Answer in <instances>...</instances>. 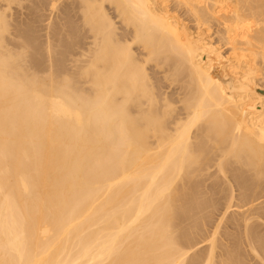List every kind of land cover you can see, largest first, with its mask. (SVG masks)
<instances>
[{"label":"bare ground","instance_id":"bare-ground-1","mask_svg":"<svg viewBox=\"0 0 264 264\" xmlns=\"http://www.w3.org/2000/svg\"><path fill=\"white\" fill-rule=\"evenodd\" d=\"M13 1L0 0V264H246L243 240L264 260V112L249 99L264 98V0H43L62 47L86 31L84 82L25 67ZM154 67L186 74L174 120ZM213 160L239 190L211 184L234 231L201 250L191 228L208 233L218 204L196 177Z\"/></svg>","mask_w":264,"mask_h":264},{"label":"rangeland","instance_id":"rangeland-1","mask_svg":"<svg viewBox=\"0 0 264 264\" xmlns=\"http://www.w3.org/2000/svg\"><path fill=\"white\" fill-rule=\"evenodd\" d=\"M42 3H43V0H14L12 3H11V7L9 8V9H7V13L9 14L8 15V18L12 21V26H14L15 25V23H16V27L14 26V27H12L11 26V29H10V33L8 32L7 33V35L8 34H10V35H8V36H10L9 38H11L10 40L11 41H13L14 40V42H22V44L20 45V48L19 47H17L16 45L14 46V44H8V46L9 47H11V48H13V49H15V50H22L21 52L23 53L22 55H23V59H24V61H26V63L23 61V63H24V65H25V67H27L28 69H29V71H32V67H33V69H35L34 68V66L36 67V66H38L39 64L41 65V67H43V70L44 71H39V74L40 75H43V76H48V75H50L51 73L52 74H57L56 76H58V78H59V80L61 79H64V78H70V75L72 76V77H74V76H77V77H80V79L84 82V80H85V78L87 77V74H80V72H78V71H80V69L78 68V66L76 65V60H77V58L78 59H83V58H86V57H82V56H80V53H81V51H83L84 49H86V47L88 46V44H87V41H89V39L88 38H86V37H84V34L86 33V31L81 27H78V31H77V35H75L74 37H72V38H74V39H72V38H69L71 41H69V39H68V43H67V47H62V44H61V42L59 41V39H58V36L56 35V33H55V29L56 28H58L57 26H59V22H60V20H58V14H59V11H57V10H50L49 8H48V6H44V5H42ZM44 4V3H43ZM46 7V8H45ZM48 8V9H47ZM48 11H47V10ZM45 10V11H44ZM53 11V12H52ZM10 12H11V14H10ZM16 12V13H15ZM45 12V13H44ZM48 12V13H47ZM51 12L53 13L52 15H51ZM15 13V14H14ZM57 13V15H54V14H56ZM11 15V16H10ZM49 15V16H48ZM10 16V17H9ZM51 17V18H50ZM58 17V18H57ZM56 19H57V21H56ZM17 20H19V22L20 23H18V21ZM13 23H14V25H13ZM17 23H18V25H17ZM54 23H55V25H54ZM57 23H58V25H57ZM22 25V26H21ZM49 25V26H48ZM51 25V26H50ZM17 26H20L19 28H17ZM56 26V27H55ZM15 28V29H14ZM18 30V31H20V32H22V30L24 29L25 30V37H23L22 38V40L20 39V38H18V37H16L13 33L14 32H17V31H15V30ZM22 29V30H21ZM84 31H83V30ZM14 30V31H13ZM24 30H23V32H24ZM54 30V31H53ZM58 30V29H57ZM81 30V31H80ZM12 31V32H11ZM48 31V32H47ZM84 34H83V33ZM12 34V35H11ZM46 34H48V35H46ZM48 36V37H47ZM15 38V39H14ZM85 38V39H84ZM16 39H20L19 41L17 40L16 41ZM84 39V41H82ZM57 40V41H56ZM85 40H87V41H85ZM214 40H215V38H214ZM25 41V42H24ZM50 41V42H49ZM82 41V42H81ZM216 41V40H215ZM23 42H24V44H23ZM79 43L81 44V46H79ZM84 43V44H83ZM217 43V42H216ZM60 44V45H59ZM24 45H25V47H24ZM82 45H84V46H86V47H84V46H82ZM72 46V47H71ZM79 47H81V49H79ZM21 48H23V49H21ZM84 48V49H83ZM222 48H224V47H222ZM65 50L66 49V51H64V52H62V50ZM74 49V50H73ZM78 49V50H77ZM227 48H225L223 51H225ZM77 50V51H76ZM24 51V52H23ZM73 51V52H72ZM80 51V52H79ZM62 52V53H61ZM79 54V55H78ZM25 57V58H24ZM64 57V58H63ZM81 57V58H80ZM35 59H37V60H35ZM74 59V60H73ZM39 64H38V63ZM81 63H83L82 61H81ZM78 64H80V62L78 63ZM151 64H154L153 62L152 63H148V66H150ZM39 65V66H40ZM77 66V67H76ZM258 67H260V68H258L260 71H262V68H261V65L259 66L258 65ZM46 69V70H45ZM156 69V70H155ZM158 68H156V67H154V68H149V72L150 73H152L153 72V75H151L152 77H155V78H153L154 79V81H155V79L157 78L158 79V82H156L157 83V87H155V92H156V94H159L160 93V91H158V88H161L162 89V91H161V94H162V92H164L163 93V96L164 95H166V94H168L167 95V97L166 96H161L160 94V96H159V99L161 98L162 99V101H161V99L159 100V101H161V103L162 102H164L168 97H173V98H171V99H175L174 101H172V100H168L167 99V101H169V104H170V101H172L171 102V104H173V106L170 104L169 105V107H170V109L172 110V114L171 115H169V120H174L178 115H180V113L182 112V113H184L185 114V97L187 96V94H188V92H189V86H186V82H184V78L186 77L185 75V73L184 74H182V75H180V74H176V73H174V74H176V75H171V74H173V72L171 73V71L172 70H169L170 71V74H169V71L168 70H166L165 68H161L160 69V72L157 70ZM51 70V71H50ZM52 70H53V72H52ZM151 70V71H150ZM164 70V71H163ZM34 71V70H33ZM156 71H158V72H156ZM166 71L168 72V73H166ZM260 71H259V73H260ZM56 72V73H55ZM156 72V73H155ZM77 73V74H76ZM165 73H166V75H165ZM167 74H168V76L170 75V76H173V77H168L167 78ZM81 75V76H80ZM155 75V76H154ZM164 75H165V77H164ZM178 76V77H177ZM159 78H160V81H159ZM186 79V78H185ZM159 82H160V84H159ZM185 83V84H184ZM163 84V85H162ZM159 86H161V87H159ZM164 86V87H163ZM182 86V87H181ZM183 86H184V88H183ZM186 86V87H185ZM71 87H72V89H71ZM69 86L67 89L70 91V90H75V89H80V90H82L83 88V91L85 90V89H87V88H90V86H87V83L84 85V86H78V88H77V86L74 88L73 86ZM83 87V88H82ZM188 87V88H187ZM186 88V89H185ZM184 89V90H183ZM88 90V89H87ZM87 90H85V91H87ZM160 90V89H159ZM186 90V91H185ZM236 90H238V89H236ZM165 91H167V92H165ZM176 91H178L177 93H176ZM181 91H183L182 92V94H181ZM249 91V90H248ZM253 90H250L249 92V99L252 101V99H253V102H252V106H251V108L253 109V110H255V111H259V113H262V112H264V98L262 97L263 95H259V94H257L256 93V91H253ZM159 92V93H158ZM169 92V93H168ZM173 92H175V93H173ZM185 92V93H184ZM254 94V95H253ZM172 95V96H171ZM173 95H175V96H173ZM180 95V96H179ZM184 95V96H183ZM253 95V97H251ZM257 95H258V97H257ZM182 96V97H181ZM166 97V99H164ZM180 99V101H178V100ZM246 99H248V98H246ZM258 99V100H257ZM164 100V101H163ZM176 100H177V102H176ZM256 102V103H255ZM180 104H181V107H180ZM176 105V106H175ZM175 106V107H174ZM173 108V109H172ZM176 108V109H175ZM178 108V109H177ZM180 109H182V110H180ZM259 109V110H258ZM263 109V110H262ZM178 111H180V112H178ZM181 113V114H182ZM174 115V116H173ZM195 128V129H194ZM196 128H197V130H198V125H197V127L195 126H193V128H192V131H193V129L195 130V132H197L196 131ZM191 131V133H193ZM194 134V133H193ZM212 162H214L213 163V165L207 170V172L206 171H203L202 173H207L206 174V176H207V178H206V176H205V174H202V173H198L199 175L196 177V179H198V184H200V186H198V190L199 191H204V188H205V190L206 191H204V192H202V194L203 193H205L204 194V197L206 196V198L208 197V198H214V201L218 204L217 206H216V208L217 209H209L208 211H207V215L209 216V219L210 220H208V218H207V220L206 219H204L203 221H201V222H203V223H201L202 224V227L205 229L206 228V230L208 231V233L206 232V231H204L203 229H202V231H201V233L200 232H198V230L196 229V228H191V232L194 230V233H193V235H194V238H197V239H195L197 242H198V244L196 245V247H198V249H200V248H203V249H201V250H204V248L206 249V247H207V249H208V244H209V238H210V240H211V238L213 237V235H214V233H216V236H217V238L220 240V241H222L223 243H225V242H227V240H225L224 239V237H225V232H227V229L228 230H231V231H234V229L232 228V227H230L229 226V222H230V219H229V215L231 214V211H229L228 213L226 212L225 214L223 213V209H224V204L225 203H222V204H220L221 202H224V200L223 199H221L220 200V193H219V195H218V193L216 192L217 191V188H215V190H214V188H213V185L214 184H217L219 181V183H222L220 186H223V188H228V185H230L229 186V188H228V190L230 191V190H233V192H235L236 193V195H238V192H239V190L237 191V188H236V186H235V183L234 182H236V181H234V179L232 180V178L230 179V176H229V173H231L232 171L230 170H228L229 171V173H228V171H227V173H226V176L224 175L225 173H223V172H219L218 170H217V166H215L216 164H215V161L213 160ZM215 164V165H214ZM215 166V167H214ZM214 167V168H213ZM210 169H214V172L213 171H211ZM210 171V172H209ZM216 171H218V173H216ZM210 173H212V174H210ZM214 173V174H213ZM220 173H222V174H220ZM209 174V175H208ZM215 174H217L216 176H215ZM218 174H219V176H218ZM212 175H213V178H212ZM222 175H224L223 176V178H222ZM202 177V178H201ZM204 177H205V179H204ZM209 177V178H208ZM216 177V178H215ZM217 177H218V179H217ZM221 179H220V178ZM200 178V179H199ZM210 178H212V179H210ZM206 179H208V180H206ZM216 179H217V181H216ZM226 179H228V180H226ZM202 180H205V181H202ZM213 181V182H211V181ZM226 180V181H225ZM230 180H231V183L233 184H229L228 182H230ZM222 181H224V182H222ZM201 182V183H200ZM209 184H208V183ZM217 182V183H216ZM226 182V183H225ZM203 183H205V184H203ZM202 184V185H201ZM211 184H213L212 186H211ZM204 185V186H203ZM205 185H206V187H205ZM208 185V186H207ZM225 185H226V187H225ZM231 185H232V187H231ZM209 186H210V188H209ZM200 187V188H199ZM201 188H203V189H201ZM211 188H213V190L211 189ZM232 188V189H231ZM235 189V191H234V189ZM211 190V191H210ZM227 190V191H228ZM237 191V192H236ZM207 193V194H206ZM209 193V194H208ZM211 193V194H210ZM213 193H214V195H213ZM228 193V192H227ZM230 193V192H229ZM234 193V194H235ZM208 195H210V196H208ZM203 196V195H202ZM215 196V197H214ZM217 197H219L218 199H217ZM234 200H235V198H234ZM218 201H219V203H218ZM235 201H238V200H235ZM220 204V205H219ZM220 209H219V208ZM236 207H233V208H231V210H234ZM218 209H219V211H218ZM212 210H215L214 212H216V213H212ZM210 211V212H209ZM218 213V214H217ZM214 214V215H213ZM217 214V215H216ZM221 214H223V215H221ZM213 215V216H212ZM224 216V217H223ZM210 217H212L213 218V220H211V218ZM217 218H218V220H217ZM216 219V220H215ZM207 221V222H206ZM210 221V223H209V225H208V222ZM214 222V223H213ZM216 222V223H215ZM228 223V224H227ZM224 227H222V226ZM204 226H206V227H204ZM208 228V229H207ZM215 228H217V229H215ZM231 228V229H230ZM211 231H210V230ZM213 229H214V232H213ZM233 229V230H232ZM240 229H242V231L243 232H241V230ZM218 230V231H217ZM221 230H223V231H221ZM225 231V232H224ZM238 231H240V233H243V234H241V235H244V226L242 227V226H240L239 227V229H238ZM206 232V233H205ZM197 233V234H196ZM200 233V234H199ZM213 233V234H212ZM207 234L209 235V237L207 236ZM212 234V235H211ZM222 234H223V236H222ZM197 235V236H196ZM204 236V238L205 237H207V238H203V236ZM206 235V236H205ZM199 239H201V240H199ZM208 239V240H207ZM199 240V241H198ZM204 240V241H203ZM224 240V241H223ZM219 241V242H220ZM200 242V243H199ZM207 242V243H206ZM243 242V243H242ZM242 242H240V245H242L241 247L243 248V250L244 251H246V252H248V253H246L245 252V255H246V257H245V255H243V260L246 262V260H248L247 262H246V264H264L263 262H264V260L262 259L261 260V258L260 257H258V256H256V254L254 253V251L253 250H251V248H250V246L248 245V244H245L246 242L243 240ZM202 244V245H201ZM216 249H217V255H215V256H219L220 255V253H223V250L220 248V247H216ZM220 249H221V252H220ZM219 253V254H218ZM249 256H248V255ZM252 257V258H251ZM254 257V258H253ZM219 258V257H218ZM218 258H216L215 257V259H217L218 260ZM245 258H248V259H245ZM251 258V259H250ZM249 260H251V261H249ZM259 260V261H258ZM261 260V261H260ZM263 261V262H262ZM260 262V263H259Z\"/></svg>","mask_w":264,"mask_h":264}]
</instances>
